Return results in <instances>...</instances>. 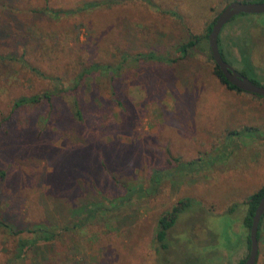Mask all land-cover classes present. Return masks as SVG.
Here are the masks:
<instances>
[{"label":"rangeland","instance_id":"rangeland-1","mask_svg":"<svg viewBox=\"0 0 264 264\" xmlns=\"http://www.w3.org/2000/svg\"><path fill=\"white\" fill-rule=\"evenodd\" d=\"M234 1L244 0H0V207L16 232L43 223L58 234L15 259L32 236L0 231V264L247 257L243 203L264 185V97L220 83L203 37ZM85 2L102 5L47 11ZM220 37L226 63L264 88V13L234 17ZM92 64L111 68L76 84ZM44 92L51 107L11 113L13 100ZM182 200L192 203L161 249L158 219Z\"/></svg>","mask_w":264,"mask_h":264},{"label":"trees","instance_id":"trees-1","mask_svg":"<svg viewBox=\"0 0 264 264\" xmlns=\"http://www.w3.org/2000/svg\"><path fill=\"white\" fill-rule=\"evenodd\" d=\"M240 2L261 3V2H264V0H244V1H240ZM101 5H102V2H85L81 7H78L72 11H65V10L54 11V10H49V9H47V11L53 17H59L60 15L71 16V15H74L77 13L79 14L81 12H86V11H91V10L97 9ZM216 19L217 18H215L212 21V23H210L208 25V27L206 29V33L203 36L205 39L208 38V34L211 31L212 25L215 23ZM200 38L201 37H199V36L191 37V39L187 43L179 46L176 49V52L185 56L187 54L188 50L192 49L198 43ZM218 46H219L220 53H221L223 59L225 60L224 54L222 51V47H221L220 35L218 38ZM145 57L148 59H151V60H155L157 62H170L166 58H164L162 56H156L154 54L146 55ZM210 58H211V56H210ZM245 59H247V58H245ZM213 64H214V62H213ZM109 68H111L109 65H99V64H92L88 67H84L82 69L81 73L79 74L78 78H77L76 84H78L86 76H90L91 74H93L98 69H102L104 72H107L106 70ZM213 74L220 81V83L224 84L229 90H233L236 92H242L227 82V80L225 79V77L221 73L220 69L215 64H214ZM240 74L243 75L244 77H246L245 73L241 72ZM249 80H251L254 84L259 86L257 80H254V79H249ZM75 87H78V86L76 85ZM113 94L115 95V92H113ZM43 102H46L50 107L52 106L51 97L49 96V94L47 92H44L40 95L23 97V98H20L18 100H13L11 113H14L16 110H18L19 108L24 107L26 105L39 104V103H43ZM246 131L251 132L250 129H244L243 132L245 133ZM244 133H242V132H230L229 135H233V134H239L240 135V134H244ZM190 164H191V162L184 165V167H187ZM180 166H183V165H179L178 167L180 168ZM3 175H4V173L0 172V179L3 178ZM263 195H264V185L260 189H258L256 192H254L250 196H248L247 199L243 203V205L245 206L243 226H244V228L247 229V236H246L245 243H246V247H247L248 252H249V244H250V242H249V228L251 226L252 217L254 215L255 209H256L260 199L263 197ZM191 203L192 202L190 200L179 201L170 210L164 212L162 214V216L158 219V223H157L158 226H157V232H156V242L161 249L165 250L168 248V243H167L168 232L174 227L180 212L184 211L187 207H189L191 205ZM232 211H233V209L230 210V212H232ZM263 226H264V215L260 221L259 228H258V240H260V238L262 236ZM0 231L6 235H9V236H15V235H19V234H26V235L32 236L31 239H29L28 237L27 238H19V240L17 242L18 245H17V249H16L15 259L24 258L25 253L28 250L35 247L41 241L42 242H52V241H56L58 239V234L55 233V231L53 229H51L49 226H47L43 223L34 224L32 226V228L28 229L27 231L16 232L15 228L11 224L6 222V220L4 218L3 211L1 210V207H0ZM245 259L246 258L242 259L239 262V264H243Z\"/></svg>","mask_w":264,"mask_h":264},{"label":"water","instance_id":"water-1","mask_svg":"<svg viewBox=\"0 0 264 264\" xmlns=\"http://www.w3.org/2000/svg\"><path fill=\"white\" fill-rule=\"evenodd\" d=\"M264 13V2L249 3L234 1L228 4L217 17L208 34V46L211 58L214 64L220 69L227 82L238 90L264 97V88L254 84L248 78L239 75L231 66L223 59L219 46L218 38L223 27L234 17L241 14L258 15ZM264 215V195L260 199L254 215L252 217L251 226L249 228V252L243 264H256L259 254L258 228L260 221Z\"/></svg>","mask_w":264,"mask_h":264},{"label":"flooded vegetation","instance_id":"flooded-vegetation-1","mask_svg":"<svg viewBox=\"0 0 264 264\" xmlns=\"http://www.w3.org/2000/svg\"><path fill=\"white\" fill-rule=\"evenodd\" d=\"M239 75H241L239 72H237ZM243 76V75H242Z\"/></svg>","mask_w":264,"mask_h":264}]
</instances>
